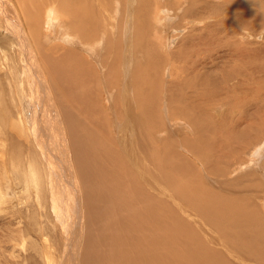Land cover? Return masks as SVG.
I'll return each mask as SVG.
<instances>
[{"label":"bare ground","instance_id":"6f19581e","mask_svg":"<svg viewBox=\"0 0 264 264\" xmlns=\"http://www.w3.org/2000/svg\"><path fill=\"white\" fill-rule=\"evenodd\" d=\"M17 1L16 14L10 12L18 15L16 22L5 10V4H12V0H0V18L5 21L0 32L7 34L9 44L19 51V80L28 86L22 92L26 99L22 119L0 96V218L9 220L5 227L9 239L4 240H14L18 225L11 223L15 218L26 222L21 226L25 231L37 232L40 244L29 240L28 245L39 244L37 254L48 264H78L82 255L84 264H264V218L253 205L252 196L235 193L232 185L236 179H230L236 172L264 165V107L259 105L264 94L258 95L259 103L254 97L257 109L248 120L247 113H242L243 122L248 124L242 129L241 123H215L218 116L213 115L220 113L213 105L221 100L218 97H237L234 87L228 88L229 81L241 73L239 68L245 62L231 68L219 82L211 74H200L197 65L188 64L190 56L200 49L190 41L187 46L193 50L186 51L185 59L178 56L183 65L177 62L173 67L174 54L170 57V68L177 72L172 74L171 83L164 86L163 77L156 74L160 78L157 85L149 78V69L156 71L168 62L166 51L152 46L145 53L147 57L144 55L146 61L139 62L136 56L142 53L137 43L143 35L139 31L135 37L129 36L131 31L123 34L118 26L125 16L116 23L118 9L95 8L93 4L100 0H39L38 5L34 0ZM139 1L144 8L146 1ZM147 8L153 10L152 6ZM190 17L199 20L197 14ZM138 19L135 16L136 22ZM124 36L131 42L128 51L123 48ZM99 46L105 49L101 57L92 50ZM258 59L254 66H259ZM262 66L258 68L262 77L255 82L259 86L264 85ZM106 68L109 70L103 75ZM121 74L129 76L128 81ZM94 81L97 86L93 88ZM124 81L134 113L121 112L119 102L109 105L106 97L105 84L113 93L123 90ZM187 88L193 90L191 95L186 94ZM225 88L230 95L225 92L221 96L217 90ZM163 89L171 117L181 121L183 132L188 126L194 128L192 138L181 137L182 147L180 137L173 140L174 131L164 129L162 138L152 133L165 126L160 108ZM112 114L123 122L118 120L113 126ZM136 131L139 153L129 146ZM24 145L34 152L23 158ZM240 152L244 159L226 175V163ZM194 158L203 167L202 174ZM206 171L218 175L208 179L211 187L202 178ZM16 194L20 196L16 198ZM15 199L18 203L32 201L28 203L34 218L31 223L32 217L21 215L23 210L18 215L20 208L17 214L9 212ZM41 213L44 220L52 219L50 228L48 221L36 228ZM54 228L58 229L59 248L55 236L54 248L48 244H52L48 233Z\"/></svg>","mask_w":264,"mask_h":264},{"label":"rangeland","instance_id":"374dc122","mask_svg":"<svg viewBox=\"0 0 264 264\" xmlns=\"http://www.w3.org/2000/svg\"><path fill=\"white\" fill-rule=\"evenodd\" d=\"M34 1H35V4H37V5L39 4V0H34ZM96 1L93 0V2H96ZM123 1H124V3H123ZM144 1H146L144 8L142 6H140L142 2L140 3L139 0H100V2H96L93 5H94V7L96 6L95 8H98V9H102L103 6L109 7V9H112V10L118 9V12H116L117 13L116 23L122 21L121 17L125 16L123 22H120V24L123 27L118 26L124 30V31L122 30L123 34L130 33V31H131L129 36L135 37L136 31H139L143 35V37L139 41L140 44L137 43V46L140 49L139 51L143 55V56L142 55L136 56L137 59L143 60V61L139 60V62L144 63L146 61L145 56L147 57L146 54L149 53L147 50L152 49V46H153V48H156V46L161 47L160 49H164L166 51V55H168L166 58L169 59L168 62L167 63L164 62L160 67L157 68L156 71L154 69H149L151 71V74L148 76L153 82H155V83L157 82L156 83L157 85H158V80L160 79L158 77L157 78L155 77L157 75L159 77H161V76L163 77L162 79H163V85L164 86H166L167 83H169V84L171 83V80L173 77L172 74L174 75L175 71L171 70V68H170L171 67L170 57L173 56V54H174V57H173L174 58V65H173V67L175 66V64L177 62H179L178 64L180 66H181L180 63H182V65H183V62H180V61H181V59H185L184 56L187 54L186 51L191 49L190 46H187V44L190 41H192L194 44H197V46H200V49H199V51L194 52L190 56V59L188 60V64L189 65H193V64L197 65L200 74H203V75L211 74L219 82L223 81V79L225 77L224 74H226V72H228L231 68H237L240 64H243L245 62L246 64L244 63L243 66L241 65L242 67L240 66L242 69L239 68V70H241V73L235 74V76L232 78V80L229 81L230 86L228 88L234 87L233 88L234 93L237 97L233 98L232 100L229 98H226V97L225 98L224 97H221V98L218 97L219 100L220 99L221 100L218 101L216 104H213V105H216L219 107L220 113L216 114L215 112H213V111L212 112H213L214 118H216L218 116L217 119H215V123H218L220 121L222 123H225L226 125L228 124V122L231 125H234L236 123H241L242 127H240V129L247 126L248 124H246L245 122H243L244 120H242V117H245L242 113H245V114L247 113L246 114V120H248L249 115L254 113L257 109L256 108L257 107L256 102L259 101L257 98L258 95H260V92H261V94H264V85L261 84L259 86L255 83L258 77H262V73L259 72L258 68H259V66L263 67L262 65H264V0H193V1L191 0L192 2L190 0H144ZM12 2H13L12 4L10 2H9V4L8 3L5 4L6 5L5 10L9 13L11 12V13L16 14V9H19L18 5L20 4V2H18L17 0L16 1L12 0ZM116 2L118 3V5ZM214 4H216V5H214ZM147 6L148 7L152 6L153 10L151 8L150 9L147 8ZM211 6H213V7H211ZM216 6L218 7V9L216 8ZM2 8H3V6L0 7V9H2ZM244 8H247V10ZM14 9H15V11H13ZM156 10L159 12H157ZM155 11L158 14L155 15L154 17H152L156 13ZM210 11H211V13H210ZM3 12H4V10H3ZM111 12H113V11H111ZM11 13H10V17H13L14 20L16 18V22H17L19 20L17 17L18 15L15 17V15L11 14ZM106 13H107V10H106ZM193 14H197L199 20L190 17V15H193ZM135 16H136V19L139 18L137 20V22L135 21ZM145 16H147V17H145ZM148 16L150 17V19ZM156 16H157V19H155ZM113 17H114V15H113ZM143 17H144V20H143ZM126 18H127V20H126ZM159 18H160V20L158 21ZM4 23H5V21L3 20V18H0V26L4 25ZM137 23L140 26L137 27ZM118 27L115 28L116 33H117ZM166 30H167V33H166ZM165 34H166V36H165ZM104 35H105V37H107L106 34H104ZM157 35H158V37H157ZM7 36H8L7 34H3L2 32H0V81H1L0 82L1 83L0 88L2 87L1 91H0V96L1 97L4 96V98L6 99L4 104L9 106L11 112H13V114L15 116L18 114V118L22 119L21 113L24 112L23 107H25V105H26V99L24 97L25 95L22 92L28 86H27V84L24 85V83H22V85H21V82L23 80L22 81L19 80V78H20L19 74L22 73L21 70H18V68L21 69V65L19 62V51L15 50V48H13V46H11L9 44V42H8L9 37H7ZM59 41L60 40H57L56 43L57 42L59 43ZM129 43H131V42H128L126 36H124L123 43H122L123 48H127ZM185 46H187L188 48H185ZM73 47H75V46H73ZM73 47H72V49H73ZM75 48H78V47H75ZM99 48H92V50H94L95 53L99 57H101L102 53L104 55L105 49L102 46H99ZM33 49L35 50V48H33ZM102 49H103V52H102ZM191 50H193V49H191ZM81 51H83V50L81 49ZM127 51H128V48H127ZM140 52H139V54H141ZM236 54L239 55V57ZM246 55H248V56H246ZM178 56L179 57L181 56L180 57L181 59ZM258 56H259V59L257 60L256 64H258L259 66H256V65L254 66V60ZM237 57L239 58V60L237 59ZM28 59H29V56L27 55V60ZM100 59L101 58H98L97 60H100ZM40 60H41V58H40ZM40 60H38V61H40ZM29 61H30V59H29ZM37 64H38V62H37ZM39 64H40V62H39ZM96 64L98 65V67L101 68V66L98 64V61L96 62ZM107 64H108V62L104 65L106 66ZM108 70H107V68L105 70H102L103 75L106 72H108ZM121 72L122 73L124 72L123 69L121 70ZM175 73H177V72H175ZM20 75L22 76V74H20ZM98 75L100 76L99 73H98ZM121 75L123 76V74H121ZM180 75H182V74H180ZM124 76H125V78H124ZM124 76H123V78L126 81H128L129 76L128 77L126 75H124ZM249 76L252 78L251 83L247 82V80L250 78ZM103 77H100L101 79L99 78L100 81L102 82V80H103L104 82L107 83L106 79ZM246 77H248V78H246ZM25 83H26V81H25ZM19 84L21 86H19ZM92 84L93 85H91V86H93V88L95 87V85L97 86L96 81H94ZM255 86L259 90H256ZM122 87H123L122 91L117 92V90H115L113 93H111L110 90H108V86L106 87V84H105V88H106V92H107V93L106 92L105 93H106V97L109 99L108 100L109 105L119 102L120 108L123 109L121 112H126L127 114L136 112V111H134L135 110L134 107L132 108L129 106L130 105L129 100H130L131 96L128 95V92H126L127 85H126L125 81L123 82ZM102 88L103 87H101V89ZM165 89L162 90L163 91L162 92L163 100H162V103L160 104L161 117L163 119V122L165 123V126L162 125V127L159 129V131L153 130L152 133H155L162 138V136H164L163 135L164 129H167V131L169 133L171 131H174V132H176L175 133L176 137L173 138V140L177 139L179 141V137H180L179 147H182L183 141H182L181 137L185 136L188 138L189 137L192 138V136L194 135V128H193V126H188V130L183 132L182 126H181L182 124H179V123H181V121L178 119L174 120V118L171 117V114L169 113L170 108L168 107L167 101L165 100L166 98H164L167 94ZM184 89H186V88H184ZM187 89L188 90H186V94L191 95L193 90L190 88H187ZM145 91H149V89L145 88ZM217 91L219 92V94L221 96H225V92H227V94L230 95V93L227 91L226 88L224 89V91H220V90H217ZM257 91L259 92V94H257ZM220 95H218V96H220ZM254 97L257 98L256 99L257 101L255 100ZM167 98H168V95H167ZM222 98H224V99H222ZM112 99H115V100H112ZM246 100H247V102H246ZM22 103L23 104L25 103V104L23 105ZM108 103H107V105H108ZM208 105H211V104H208ZM259 105L264 107V101H261L259 103ZM21 107H22V109H21ZM123 107H125V108H123ZM127 107L129 109H131L130 112L127 111L128 110ZM132 109H134V110L132 111ZM211 110H212V107H211ZM162 113H163V115H162ZM111 117L114 119L113 120V126H115L116 123H118V120L123 122L122 119H120V118L118 119L117 117L115 118L114 114H112ZM127 118H128V115H127ZM130 118L131 117H129L128 121L130 120ZM240 118L242 121L240 120ZM125 120H127V119H125ZM183 120L186 121L185 119H183ZM175 122H178V123H175ZM132 125L133 124L131 123L130 126H132ZM118 126H120V125L118 124ZM133 126H135V125H133ZM173 127H175V128H173ZM177 128L179 130H177ZM179 131H180V133H179ZM189 131H192V133H189ZM261 134L262 133H260V135ZM137 135H138V131H136V133L133 134L134 139L129 144V146L132 145L134 148V151L136 153H139V151H141V150H139L140 149L139 146H141V145L136 143V140H137L136 138L140 139ZM253 136L254 135H252V137ZM218 137L220 138L221 136L218 135ZM218 137H217V139H218ZM220 139L223 140L222 137ZM255 145L256 144L251 145L250 147L255 146ZM134 146H136V147L138 146L137 147L138 150H135L136 147H134ZM24 147H25V149L22 147V151H21L23 158L27 157L29 152H34V149L29 147V145H24ZM130 148H131V146H130ZM242 153H243V151H242ZM242 153L240 152V155L242 157L240 155H234V156L231 155L232 156L231 159L229 158L230 160L229 161L227 160L228 161L226 163L227 167L225 168L226 175L230 174L233 166L235 164L237 165L238 161H242L244 159L245 156ZM17 154H19V153H17ZM236 156L238 159L236 158ZM196 160L197 159L194 158V161H196ZM197 162L199 165L198 160H197ZM262 162H264V160ZM199 168H200V171L202 174V172H203L202 168L203 167H201L199 165ZM206 172L208 174L205 173L204 177L202 175V178H203L204 183H206V185H208L207 184L208 179L209 180L213 179V177H216L218 175L213 174V173H209L208 171H206ZM254 175L258 178L254 177ZM242 177L244 179H241ZM248 177H249V179H248ZM252 177H254V179ZM263 178H264V165H261V167H258L256 170H249L248 169V170L243 171V172H240V171L236 172V174L234 176H232L230 179H236V184L232 185V186H234L233 189L236 190L235 193L236 194L239 193L240 195L246 194V195L252 196L253 205H255V208H257V206H258V209H256V210H257V212H258V210H260V213L259 212L258 213L260 215H262L264 218V213H263L264 206L260 205V204L264 205V202L262 203V200H264V197H263L264 196V188H263L264 185L259 186L262 183L264 184ZM218 181H221V180L218 179ZM253 181H255V182H253ZM208 186L211 187L210 185H208ZM236 186H238V187L241 186V189L236 187ZM236 188H238V189H236ZM259 188H261V189H259ZM15 189L16 190H14V191H16V193H17V191H19V190L17 188H15ZM219 191L223 192V190H219ZM242 191H243V193H242ZM8 195H9V193H8ZM19 196L20 195H17L16 198H18ZM21 198H23V196H21L20 199ZM15 200L16 201L13 202L14 204L12 203V205H14V206L11 207L9 212L13 213V214H17L18 213L17 210L20 208L21 210L19 209L20 212L18 213V215H20L21 211L23 210L24 213L22 211L21 215L22 216L28 215V219H31V217H32V216L30 217V215H31L30 208L31 207L28 208V205L31 204L32 201L27 200V201L21 202V200H20V203H21L20 204V203H18L17 199H15ZM259 206L260 207L262 206L263 208L261 207L262 208L261 209ZM0 207H2L1 203H0ZM13 208H15L16 212L12 211V210H14ZM26 212H28L30 214H28V213L26 214ZM8 216H11V214ZM3 217L4 216H2V218H0V253L3 254V255L0 254V264H44V263L48 264L47 259H46V262H47L46 263L45 259L42 258L43 256L41 257L37 254V249H38V247H40L39 246L40 239H38L37 232H36V235H34V232L31 233V231H29V230L25 231V228H23V227L26 226V222L23 219L22 220H20V219L16 220L15 218L12 217L13 218L12 220L14 222H13V224L11 223V226L16 227L18 225L16 227L18 229V231L16 232V235H14L15 238L12 241V243L10 241L6 242L4 240V238L6 240L9 239V237L7 236L8 232L5 230L6 229L5 227L9 223V220H8V217H4V218ZM33 219L34 218L32 217L31 221L28 220L29 223H31L33 221ZM44 219H46V217ZM44 219H43V214L41 213L39 220L36 222V225H37L36 228L37 229H39L38 227H40V225L42 224L43 221H45V222H43L42 225H45V223H47V221H48L47 224L52 223L51 218H49V220H47V221ZM15 221H17L18 223H15ZM39 223H41V224H39ZM21 226H23V227H21ZM50 227H51V224L49 225V228ZM11 231H13V229ZM18 234L20 236L17 237ZM48 234H49L48 235V237H49L48 241L52 242V244H50V243H48V244L51 245L50 248H52V246L54 248V245H53L55 243L54 241H56V243H57V241H59V239H60L58 229L54 228L52 231H49ZM21 235L24 238H22ZM208 236H209V234H208ZM53 239H54V241H53ZM29 240H32V241L35 240L34 242L39 243V244H36L34 247H30V245H28ZM18 242L19 243L21 242V243L18 244ZM45 242H46V240L44 241V244H45ZM57 244L56 245L59 248V246H60L59 242ZM14 245H16V246H14ZM2 250L4 251V253ZM55 251H57V250L55 249ZM58 252H59V250H58ZM9 253H11L12 255L10 254V256H7L6 254L9 255ZM5 255L7 257H5ZM7 258H9V260ZM82 259H83V255H82V258H80V257L78 258V260H79L78 264H84V261Z\"/></svg>","mask_w":264,"mask_h":264}]
</instances>
